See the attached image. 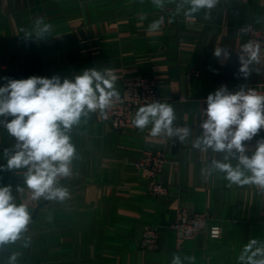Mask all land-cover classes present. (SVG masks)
Instances as JSON below:
<instances>
[{"label": "crops", "instance_id": "obj_1", "mask_svg": "<svg viewBox=\"0 0 264 264\" xmlns=\"http://www.w3.org/2000/svg\"><path fill=\"white\" fill-rule=\"evenodd\" d=\"M174 5L164 12L149 0H0V86L9 79L31 76L74 78L84 70L110 69L122 83L142 77L157 81L160 103L175 112L174 128L188 127L189 136L152 137L149 124L143 131L132 124L139 108L121 130H112L99 110L82 117L71 131L76 154L71 175L59 185L70 195L63 201L31 199L24 183L26 169L0 171V186H10L14 202L24 204L31 222L22 238L0 250V264H240L238 256L249 239H264V193L254 185L227 186L224 173L211 170L213 160L224 153L194 147L202 136V99L222 85L236 92L243 85L264 86V61L249 65L250 75L239 73L238 49L244 36L241 26L264 29V0H219L207 17L191 21L181 13L169 23ZM148 14L141 21L138 13ZM164 16L158 32H149L153 19ZM43 19L52 30L37 37L36 21ZM32 33L26 37L25 33ZM216 48L229 53L214 56ZM5 117H0V121ZM11 119V117H7ZM264 129L246 142L247 154ZM15 138L0 124V166L6 168L7 149ZM145 149L162 151L166 162L157 180L167 194L151 197L149 181L135 163ZM208 169L211 174H202ZM178 206L207 211L205 231L176 249L170 227ZM220 228L217 238L211 227ZM147 227L158 231V248L146 251L141 238ZM194 257V260L188 258Z\"/></svg>", "mask_w": 264, "mask_h": 264}, {"label": "clouds", "instance_id": "obj_2", "mask_svg": "<svg viewBox=\"0 0 264 264\" xmlns=\"http://www.w3.org/2000/svg\"><path fill=\"white\" fill-rule=\"evenodd\" d=\"M219 0H149L151 6L164 12L167 5H174L171 23L181 13L191 21L201 10L216 7ZM144 4L145 0H139ZM141 21L148 19V14L138 13ZM165 17L153 19L148 25L149 32H158ZM37 37H43L52 30V25L43 19L36 21ZM30 38L32 33L26 32ZM261 46L249 42L242 47L239 55V73L245 78L250 75L249 65L260 61ZM214 56L227 58L229 53L216 48ZM6 83L0 86V117H5L0 124L10 136L15 138L14 151L7 149L6 168L0 171L26 169L24 183L31 191V199L60 200L68 198L67 188L58 186L61 177L71 175V163L75 158L76 148L72 143L71 131L82 117L99 110L105 113L113 106L114 99L120 95L116 88L118 77L110 69L84 70L74 78L54 75L51 78L31 76L27 79L3 78ZM204 109L206 119L202 122L203 135L194 143V147L216 153H224V161L237 160L233 166L229 162L213 160L212 171L224 173L227 186H256L264 193V137L256 141L251 155L246 142L256 137L264 129V94L241 85L234 93L226 86H221L206 98ZM11 117V119H7ZM176 119L173 107L168 103L154 102L139 107L132 119V124L143 131L152 124L150 135L157 137L178 136L184 141L190 133L188 127L174 128ZM202 174L210 175L208 169ZM31 213L24 204L14 202L10 186H0V250L5 245L20 240L28 230ZM220 229L213 228L211 235L217 237ZM18 254L10 258L12 264ZM194 260V257L188 258ZM238 260L240 264H264V239H249L244 244ZM172 264H182L179 256L174 255Z\"/></svg>", "mask_w": 264, "mask_h": 264}, {"label": "built area", "instance_id": "obj_3", "mask_svg": "<svg viewBox=\"0 0 264 264\" xmlns=\"http://www.w3.org/2000/svg\"><path fill=\"white\" fill-rule=\"evenodd\" d=\"M238 2H244L246 0H236ZM240 33L245 37L240 43L238 49V57L242 53V47L249 42L259 43L261 46L260 61H264V29L256 28L253 25L241 26ZM157 81L153 77H142L133 80H126L122 83V91L119 93L120 98L114 99L113 106L103 113L104 119L108 126L112 130H121L130 123L132 110L141 106H146L150 103L158 102L157 97ZM246 89H253L252 87H246ZM256 90L258 93L264 94V86L259 85ZM206 98L202 99L201 121L200 130L203 135V129L201 128L202 122L206 119L204 115V109H206ZM166 159L162 151L145 149L137 162L136 168L145 172L149 181L148 194L151 197H160L167 194V190L164 185L157 180L158 174L161 172ZM211 215L207 211L199 212L191 207L178 206L175 209V218L171 224V228L175 233L176 249L182 250L186 240L193 239L201 235L205 229L208 220ZM219 228L213 226L210 228L209 233L213 228ZM220 229V228H219ZM141 248L146 251H155L158 248V231L154 227H147L141 238Z\"/></svg>", "mask_w": 264, "mask_h": 264}]
</instances>
